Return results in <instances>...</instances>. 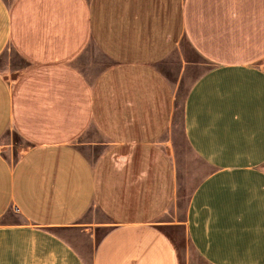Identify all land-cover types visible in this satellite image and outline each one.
Wrapping results in <instances>:
<instances>
[{
  "label": "crops",
  "instance_id": "1",
  "mask_svg": "<svg viewBox=\"0 0 264 264\" xmlns=\"http://www.w3.org/2000/svg\"><path fill=\"white\" fill-rule=\"evenodd\" d=\"M10 52L0 264H264V0H0Z\"/></svg>",
  "mask_w": 264,
  "mask_h": 264
},
{
  "label": "rangeland",
  "instance_id": "2",
  "mask_svg": "<svg viewBox=\"0 0 264 264\" xmlns=\"http://www.w3.org/2000/svg\"><path fill=\"white\" fill-rule=\"evenodd\" d=\"M185 52L187 53L188 56L194 58L195 56L194 53L189 49V47L186 44H185ZM9 55L11 57H9ZM16 60L17 59L15 55L13 56L11 52L8 53V56L5 55L0 59V69L8 70L11 63L15 64ZM18 65L21 66L23 64L19 63ZM168 68L169 66L166 67L167 70ZM186 87L187 84L185 82L183 86V90L185 92H186ZM0 147L2 151L6 153V155L16 156L19 155L21 151H24L26 149V144L16 133H11L7 135L3 140H1ZM182 150L184 156L183 159L184 175H182V178L180 180L179 193L177 197L178 210L174 212L172 216V218H177L178 220H181L183 218L190 195L193 189L195 188V186L197 185L198 181L201 179V175L199 174V171L196 172L197 170H193V168H198L199 163H197V161L193 159V156L190 154L187 145L183 144ZM171 236L181 255L182 253L186 255L187 251L189 249L191 250V245L187 238L184 227L174 228L171 233ZM196 263L206 264L202 258H198Z\"/></svg>",
  "mask_w": 264,
  "mask_h": 264
}]
</instances>
